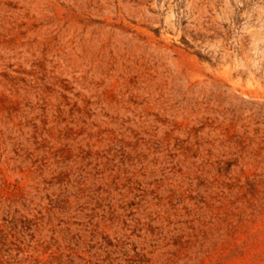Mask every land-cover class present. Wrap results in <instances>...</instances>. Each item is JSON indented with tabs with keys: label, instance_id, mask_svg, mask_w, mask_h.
I'll return each mask as SVG.
<instances>
[{
	"label": "rangeland",
	"instance_id": "1",
	"mask_svg": "<svg viewBox=\"0 0 264 264\" xmlns=\"http://www.w3.org/2000/svg\"><path fill=\"white\" fill-rule=\"evenodd\" d=\"M0 264H264V0H0Z\"/></svg>",
	"mask_w": 264,
	"mask_h": 264
}]
</instances>
